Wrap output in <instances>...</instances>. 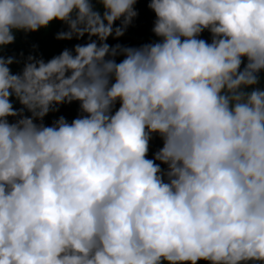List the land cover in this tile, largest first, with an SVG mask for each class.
<instances>
[{
  "label": "clouds",
  "instance_id": "9594fccd",
  "mask_svg": "<svg viewBox=\"0 0 264 264\" xmlns=\"http://www.w3.org/2000/svg\"><path fill=\"white\" fill-rule=\"evenodd\" d=\"M139 2L0 0V264H264V0Z\"/></svg>",
  "mask_w": 264,
  "mask_h": 264
},
{
  "label": "trees",
  "instance_id": "16d2710c",
  "mask_svg": "<svg viewBox=\"0 0 264 264\" xmlns=\"http://www.w3.org/2000/svg\"><path fill=\"white\" fill-rule=\"evenodd\" d=\"M148 0H140L137 7L140 12V16L138 20L135 22L136 26L129 29L128 33L125 37L122 38L121 42L129 45H138L143 42H147L152 39L151 27L152 21L154 19V14L147 8ZM59 26H53L51 31L45 35L43 32L31 34L27 42L24 41L23 37L18 39L16 45L12 46V49L19 51L20 49H24L27 53L28 48L31 43H38L40 46V50L43 52L46 58L51 57L54 54H57L63 47L71 46V43L74 42H57L53 39V34L57 30ZM207 35V34H205ZM78 105L73 103L71 105L64 106L61 108L60 113L55 115H50L46 118L47 123H51V120L60 114L65 115L69 121L75 117L77 114Z\"/></svg>",
  "mask_w": 264,
  "mask_h": 264
}]
</instances>
